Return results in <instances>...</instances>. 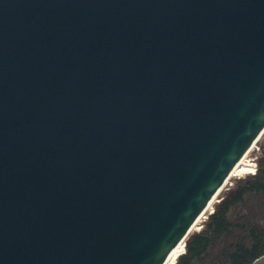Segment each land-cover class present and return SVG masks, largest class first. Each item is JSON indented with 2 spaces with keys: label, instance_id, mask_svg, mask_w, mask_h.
<instances>
[{
  "label": "water",
  "instance_id": "obj_1",
  "mask_svg": "<svg viewBox=\"0 0 264 264\" xmlns=\"http://www.w3.org/2000/svg\"><path fill=\"white\" fill-rule=\"evenodd\" d=\"M263 133L264 0H0V264H165Z\"/></svg>",
  "mask_w": 264,
  "mask_h": 264
},
{
  "label": "trees",
  "instance_id": "obj_2",
  "mask_svg": "<svg viewBox=\"0 0 264 264\" xmlns=\"http://www.w3.org/2000/svg\"><path fill=\"white\" fill-rule=\"evenodd\" d=\"M259 149L256 172L223 192L174 264H251L264 255V141Z\"/></svg>",
  "mask_w": 264,
  "mask_h": 264
},
{
  "label": "bare ground",
  "instance_id": "obj_3",
  "mask_svg": "<svg viewBox=\"0 0 264 264\" xmlns=\"http://www.w3.org/2000/svg\"><path fill=\"white\" fill-rule=\"evenodd\" d=\"M255 144H253L254 146ZM253 146L250 148L249 151H251V149L253 148ZM249 151L239 160L238 164L235 166V168L231 171V173L227 176V178L225 179V181L223 182V184L219 187V189L217 190L215 196L210 200V202L208 203V205L205 207L204 211L202 212V214L197 218V220L194 222V224L192 225L190 232H192L195 228L200 229V225L203 222V220L206 219V213L210 210L212 211L213 209V203L218 200V195H220L222 189L225 187V185L227 183H229V181L233 178V177H238V176H243L245 174H247L248 172H250L251 167H252V163L250 162H244L245 161V157L246 155L249 153ZM248 157V156H247ZM203 218V219H202ZM198 225V226H197ZM187 236H184L178 243L177 245L172 249V251L170 252L165 264H174L177 261V258L179 257V255L181 253L184 252L185 250V244L184 241L186 240Z\"/></svg>",
  "mask_w": 264,
  "mask_h": 264
},
{
  "label": "rangeland",
  "instance_id": "obj_4",
  "mask_svg": "<svg viewBox=\"0 0 264 264\" xmlns=\"http://www.w3.org/2000/svg\"><path fill=\"white\" fill-rule=\"evenodd\" d=\"M263 134H264V133H263ZM261 141H264V136H263V135L260 137V139L257 141V143L253 146V148L251 149V151H250L249 154L247 155V156H248L247 159L257 158V156H258L259 153H260L259 144H260ZM238 177H241V176H238ZM238 177H233V178L229 181V183H227V184L225 185V187L222 189L220 195H218V198H220V196L223 194V192H224L228 187L231 186V185H230L231 182H232V185L234 184L236 178H238ZM218 198H217V199H218ZM217 201H218V200H216V201L213 203V207H214V205H215V203H216ZM210 212H211V211L209 210V211L206 213V215H208ZM202 219H203V218H202ZM203 221H204V220H203ZM201 224H202V223H201ZM197 226H198V225H197ZM194 230H198V228H197V229L195 228ZM194 230H193V231H194Z\"/></svg>",
  "mask_w": 264,
  "mask_h": 264
},
{
  "label": "built area",
  "instance_id": "obj_5",
  "mask_svg": "<svg viewBox=\"0 0 264 264\" xmlns=\"http://www.w3.org/2000/svg\"><path fill=\"white\" fill-rule=\"evenodd\" d=\"M250 152V151H249ZM249 154V153H248ZM247 154V155H248ZM247 155H246V157H245V161L244 162H250V163H252L253 165H252V167H251V171L250 172H248L247 174H250V173H255L256 172V170H257V162H256V158H251V159H247ZM239 178V177H238ZM230 185H232V182L230 183ZM229 188V187H228ZM213 210V209H212ZM206 217H207V215H206Z\"/></svg>",
  "mask_w": 264,
  "mask_h": 264
}]
</instances>
